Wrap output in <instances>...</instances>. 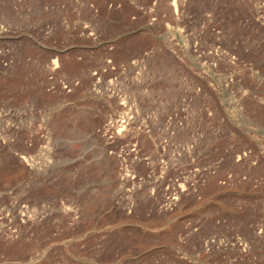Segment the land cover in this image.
<instances>
[{"label":"rangeland","instance_id":"1","mask_svg":"<svg viewBox=\"0 0 264 264\" xmlns=\"http://www.w3.org/2000/svg\"><path fill=\"white\" fill-rule=\"evenodd\" d=\"M0 264H264V0H0Z\"/></svg>","mask_w":264,"mask_h":264}]
</instances>
